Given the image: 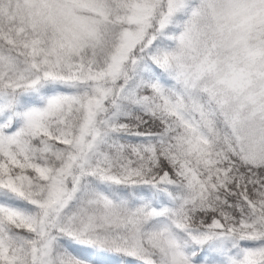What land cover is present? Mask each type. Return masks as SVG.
<instances>
[{"label": "snow or ice", "instance_id": "snow-or-ice-1", "mask_svg": "<svg viewBox=\"0 0 264 264\" xmlns=\"http://www.w3.org/2000/svg\"><path fill=\"white\" fill-rule=\"evenodd\" d=\"M0 264H264V0H0Z\"/></svg>", "mask_w": 264, "mask_h": 264}]
</instances>
